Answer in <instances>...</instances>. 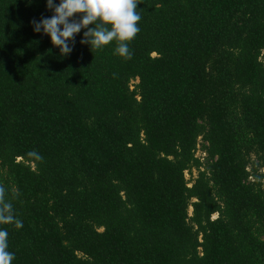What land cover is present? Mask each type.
<instances>
[{"label": "trees", "instance_id": "trees-1", "mask_svg": "<svg viewBox=\"0 0 264 264\" xmlns=\"http://www.w3.org/2000/svg\"><path fill=\"white\" fill-rule=\"evenodd\" d=\"M138 2L125 59L83 30L62 56L46 0H0L13 264H264V0Z\"/></svg>", "mask_w": 264, "mask_h": 264}, {"label": "clouds", "instance_id": "clouds-1", "mask_svg": "<svg viewBox=\"0 0 264 264\" xmlns=\"http://www.w3.org/2000/svg\"><path fill=\"white\" fill-rule=\"evenodd\" d=\"M138 0H46L50 17L32 20L35 33L50 37L52 45L62 56H68L75 47V38L83 30L80 40L90 50L101 51L111 42H116L115 54L131 59L130 42L140 32L138 22L141 15L137 10ZM30 156L38 157L35 152ZM0 224L23 227L7 198L4 187L0 186ZM9 233L0 228V264H13L15 253L9 251Z\"/></svg>", "mask_w": 264, "mask_h": 264}, {"label": "rangeland", "instance_id": "rangeland-1", "mask_svg": "<svg viewBox=\"0 0 264 264\" xmlns=\"http://www.w3.org/2000/svg\"><path fill=\"white\" fill-rule=\"evenodd\" d=\"M263 53H264V50H263ZM134 83H136V81H132L131 84L133 85ZM196 156L202 158L204 156V153L201 151V150H197L196 151ZM262 171V170H260ZM197 174V171L195 169H192L190 173L188 172H185V178L189 181V186H190V182L194 179V177L196 176ZM263 182H264V179H263ZM189 214H191V207H189ZM213 217H215V215H213Z\"/></svg>", "mask_w": 264, "mask_h": 264}]
</instances>
